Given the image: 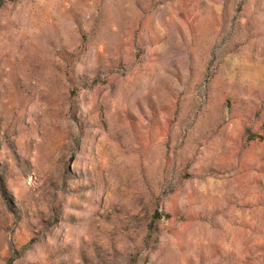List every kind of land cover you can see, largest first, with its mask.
<instances>
[{"label": "rangeland", "instance_id": "rangeland-1", "mask_svg": "<svg viewBox=\"0 0 264 264\" xmlns=\"http://www.w3.org/2000/svg\"><path fill=\"white\" fill-rule=\"evenodd\" d=\"M0 264H264V0H0Z\"/></svg>", "mask_w": 264, "mask_h": 264}]
</instances>
